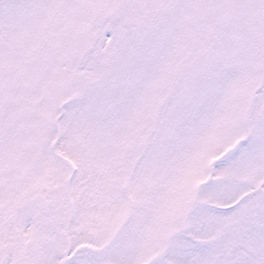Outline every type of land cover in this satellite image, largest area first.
<instances>
[{"label":"snow or ice","instance_id":"snow-or-ice-1","mask_svg":"<svg viewBox=\"0 0 264 264\" xmlns=\"http://www.w3.org/2000/svg\"><path fill=\"white\" fill-rule=\"evenodd\" d=\"M0 264H264V0H0Z\"/></svg>","mask_w":264,"mask_h":264}]
</instances>
